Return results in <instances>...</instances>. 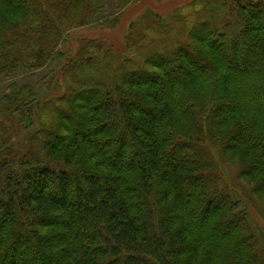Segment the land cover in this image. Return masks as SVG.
I'll list each match as a JSON object with an SVG mask.
<instances>
[{"label": "trees", "instance_id": "1", "mask_svg": "<svg viewBox=\"0 0 264 264\" xmlns=\"http://www.w3.org/2000/svg\"><path fill=\"white\" fill-rule=\"evenodd\" d=\"M109 1L120 10L132 0H0V75L54 65L50 74L73 76L85 89L52 98L62 110L48 113L81 126L100 120L118 142L116 162L112 151L92 156L102 171L25 164L8 172L0 239L17 220L28 227L37 219L91 244L103 264H264L257 220L264 217V0H192L166 18L145 14L124 38L139 62L97 40L74 57L58 50L67 28L115 27L121 11L107 14ZM94 49L98 59L88 55ZM87 61L96 63L91 71ZM96 85L109 92L101 101L90 90ZM76 97L82 106L70 108ZM88 99L96 101L91 110ZM84 110L95 116L89 121ZM90 132L82 142L95 150ZM162 132L164 144L179 139L189 155L163 152ZM80 149L71 138L58 151L78 161ZM31 242L18 238L9 249ZM7 261L0 252V264Z\"/></svg>", "mask_w": 264, "mask_h": 264}, {"label": "rangeland", "instance_id": "2", "mask_svg": "<svg viewBox=\"0 0 264 264\" xmlns=\"http://www.w3.org/2000/svg\"><path fill=\"white\" fill-rule=\"evenodd\" d=\"M191 1L132 0L120 10L121 2L109 1L105 3L107 14L117 10L121 11L115 27L99 26L102 23H98L67 28L64 31V38L60 42L58 50L68 57H74L79 54L81 44L85 42L83 44L85 45L88 41L97 40L103 42L104 50L106 48L112 49V52L125 55V58L130 61L133 59L139 62V58L133 55L135 52H128L124 45V38L130 23L137 21L148 13L158 14L162 18H166L175 9ZM18 19L20 18L16 16L15 20ZM234 47L238 49L236 45ZM88 55L98 59L100 53L94 49L90 50ZM102 56L105 57L104 51H102ZM89 64L96 65V63L87 61L86 67L88 71H91ZM131 65L133 67L129 66V70H135L136 68L132 62ZM54 68L55 66L51 65L35 71L34 67H29L22 69V73L16 72L9 76L0 75V104H2L0 107V188L3 184L1 181L7 176L8 172L13 169H21L25 164H43L49 167L66 169L79 166L85 169L102 171L104 165L101 163L102 160H99V155L97 157L92 156L99 152L108 153L109 155L111 151L113 154L111 158L116 162L117 137L111 139L109 129H106L107 126L100 120L81 126L79 124L83 123H77L74 120L68 121L66 118L56 119L52 112L48 113L51 108L55 113L62 110V104L60 107L55 102H51L52 98L70 97L72 91L85 89L78 88L74 84L73 76L65 77L61 74V71L55 75L50 74ZM152 69L142 66V70L147 72H154ZM106 74H109V72ZM105 86L108 89L107 83H105ZM21 88L22 100L15 98L16 100L13 102L15 92ZM30 88L33 90L31 91ZM90 90L96 101H101L109 93L108 90L104 92L105 87L98 85L91 87ZM88 100L86 108L91 110L96 101ZM82 102V97H76L72 99L71 103L66 104L70 108H76L82 106ZM9 105L11 106L9 107ZM136 105L141 109L140 105ZM40 106L42 107L40 108ZM7 109L9 111H6ZM74 111L76 114L79 113L76 109ZM81 113L87 112L84 110ZM91 113L86 114L89 121L92 116H95ZM53 122H56L53 135L48 136L47 131L52 127ZM76 127L78 128L75 129ZM89 130L91 132L87 137L90 138L91 142L100 145L95 150L89 149V145L82 142L83 136ZM76 131L79 136L75 135ZM160 135L162 136L161 146L163 152L176 149L180 150L177 154H182V157L189 155V151L180 149L179 139L164 144L167 134L162 132ZM71 138H78L80 141V150L83 156L78 161L75 158V161L70 158L66 159L65 153H59L58 151L61 144L63 142L67 143ZM183 143L194 145V143L187 141H183ZM126 158H129V156H126ZM126 158L125 161H127ZM129 177L137 180V175L134 173H130ZM200 209H196L197 215H199ZM257 220L264 231V217H258ZM20 224L21 221L17 220L13 226L1 235L0 239V252H5L7 262L11 259V264H81L91 262V260H94L97 264H103L105 260V256L97 255L91 244L85 241L77 242L74 235L70 234L64 227L48 226L37 219L33 220L31 226L28 227H22ZM33 234L44 241L40 242L43 245H40L37 241L31 242V238H34ZM18 238L24 240L27 238L31 243L27 246L21 243L16 246L19 250L13 249V252H11L9 248L13 246ZM2 245H5L8 250L3 248Z\"/></svg>", "mask_w": 264, "mask_h": 264}]
</instances>
